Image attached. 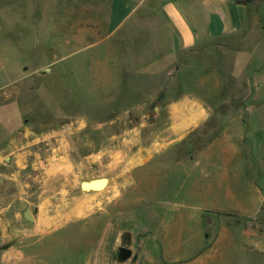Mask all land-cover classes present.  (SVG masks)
I'll return each instance as SVG.
<instances>
[{
    "label": "rangeland",
    "instance_id": "rangeland-1",
    "mask_svg": "<svg viewBox=\"0 0 264 264\" xmlns=\"http://www.w3.org/2000/svg\"><path fill=\"white\" fill-rule=\"evenodd\" d=\"M116 1L111 14V0H0V264L138 259L131 234L146 228L124 217L156 206L142 209L139 188L111 177L123 179V167H154V158L143 162L168 114L131 106L145 95L111 85V30L121 21L113 34L128 35L133 65L155 49L142 34L144 5L126 17L133 0ZM247 4L248 30L237 46L259 48L261 100L244 129L236 127L248 153L229 166L254 167L264 188V0ZM182 198H174L179 209L194 204ZM111 216L116 231L127 226L117 250Z\"/></svg>",
    "mask_w": 264,
    "mask_h": 264
},
{
    "label": "crops",
    "instance_id": "crops-1",
    "mask_svg": "<svg viewBox=\"0 0 264 264\" xmlns=\"http://www.w3.org/2000/svg\"><path fill=\"white\" fill-rule=\"evenodd\" d=\"M146 2L133 0L126 17L144 5L141 30L155 49L133 65L128 35L113 34L121 21L111 30V85L145 95L131 106L166 108L168 126L143 162L154 158V167H123V179L111 177L113 185L139 188L142 209L156 206L154 213L124 217L146 228L131 234L138 259L111 264H264V188L254 167L229 166L248 153V146L239 148L236 127L244 129L261 100L259 48L237 46L248 30L249 5ZM116 6L111 0V14ZM180 196L194 204L179 209L174 198ZM114 219L111 247L117 250L127 226L116 231Z\"/></svg>",
    "mask_w": 264,
    "mask_h": 264
},
{
    "label": "water",
    "instance_id": "water-1",
    "mask_svg": "<svg viewBox=\"0 0 264 264\" xmlns=\"http://www.w3.org/2000/svg\"><path fill=\"white\" fill-rule=\"evenodd\" d=\"M24 216L28 220H33V215L30 208H26V210L24 211Z\"/></svg>",
    "mask_w": 264,
    "mask_h": 264
},
{
    "label": "trees",
    "instance_id": "trees-1",
    "mask_svg": "<svg viewBox=\"0 0 264 264\" xmlns=\"http://www.w3.org/2000/svg\"><path fill=\"white\" fill-rule=\"evenodd\" d=\"M235 1L238 2V3H245V4H247L249 2H252L253 0H235Z\"/></svg>",
    "mask_w": 264,
    "mask_h": 264
},
{
    "label": "bare ground",
    "instance_id": "bare-ground-1",
    "mask_svg": "<svg viewBox=\"0 0 264 264\" xmlns=\"http://www.w3.org/2000/svg\"><path fill=\"white\" fill-rule=\"evenodd\" d=\"M100 185H101V186H100ZM102 185H103V181H99V182H98V186L102 187Z\"/></svg>",
    "mask_w": 264,
    "mask_h": 264
}]
</instances>
